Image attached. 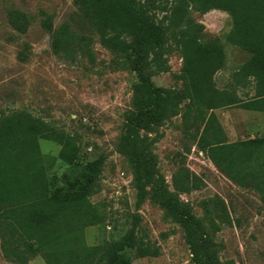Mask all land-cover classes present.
Masks as SVG:
<instances>
[{
    "label": "rangeland",
    "instance_id": "obj_1",
    "mask_svg": "<svg viewBox=\"0 0 264 264\" xmlns=\"http://www.w3.org/2000/svg\"><path fill=\"white\" fill-rule=\"evenodd\" d=\"M99 1L0 0V125L24 112L64 135L67 146L38 140L41 164L59 176V185L72 165L102 162L89 198L99 221L70 219L55 231L82 264L91 259L86 248L123 242L131 264H194L184 228L149 187L139 197L132 166L119 151L139 79L126 54L105 40L117 36L133 45L134 37L123 5H117L118 21L108 13L102 21L95 9ZM141 2L163 27L165 40L164 71L149 61L147 72L175 100L160 125L142 131L167 189L203 223L218 264H264V148L243 146L264 139V111L242 105L257 91L242 76L250 55L231 40L233 17L190 0ZM189 29L201 42L222 47L225 61L210 85L215 99L224 103L228 95L234 104L212 108L197 99L180 43ZM224 146H232L231 168L224 163ZM16 227L17 236L25 237ZM1 230L0 264H20L6 258ZM28 264L47 263L35 256Z\"/></svg>",
    "mask_w": 264,
    "mask_h": 264
},
{
    "label": "trees",
    "instance_id": "obj_2",
    "mask_svg": "<svg viewBox=\"0 0 264 264\" xmlns=\"http://www.w3.org/2000/svg\"><path fill=\"white\" fill-rule=\"evenodd\" d=\"M190 1L203 10L221 8L231 13L234 20L231 40L250 55L242 76L257 91L256 98L242 105L247 109L264 111V0ZM117 5H123L126 24L134 37L133 45L117 36L105 41L113 49L126 54L139 79L134 94V110L127 116L119 151L132 166L139 197L145 198L149 187L152 198L184 228L194 264H218L211 235L191 207L167 189L166 180L151 151V143L142 135V131L160 125L167 118L175 101L171 94L155 86L147 72L149 61L157 63L159 71L165 69L162 61L164 29L153 21L141 0H126L125 3L101 0L95 6L100 20L103 21L108 13L115 22L118 21ZM180 43L185 55L186 73L197 99L212 108L234 104L228 95H224V103L215 99L210 85L212 75L225 61L222 47L218 43L201 42L196 32L190 29L183 32ZM24 138L29 141L28 144L23 143ZM39 139L68 145L63 134L24 112L17 113L13 120L0 125L3 252L10 261L20 264H28L35 256L43 257L47 264H82L83 260L75 258V250L68 249L61 242V235L55 231L59 226H69L70 219L99 221L89 198L102 172V162L94 160L72 165L66 174L68 180L63 179V185H59V176L41 164ZM243 146L263 149L264 139L244 142ZM231 148L224 146V163L230 168L234 164ZM69 179L72 181L69 182ZM18 210L21 214L15 218ZM16 226L22 227L25 237L17 236ZM126 246L129 244L123 242L109 248H86L91 256L88 264H131L130 259L122 254ZM98 254L100 256L96 258Z\"/></svg>",
    "mask_w": 264,
    "mask_h": 264
}]
</instances>
